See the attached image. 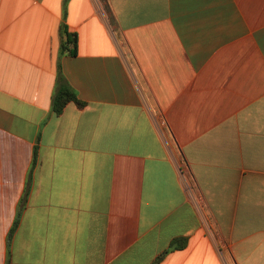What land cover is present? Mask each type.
I'll list each match as a JSON object with an SVG mask.
<instances>
[{
	"label": "crops",
	"instance_id": "crops-1",
	"mask_svg": "<svg viewBox=\"0 0 264 264\" xmlns=\"http://www.w3.org/2000/svg\"><path fill=\"white\" fill-rule=\"evenodd\" d=\"M0 264H264V0H0Z\"/></svg>",
	"mask_w": 264,
	"mask_h": 264
},
{
	"label": "trees",
	"instance_id": "trees-1",
	"mask_svg": "<svg viewBox=\"0 0 264 264\" xmlns=\"http://www.w3.org/2000/svg\"><path fill=\"white\" fill-rule=\"evenodd\" d=\"M65 38L60 45V55H76L78 49V35L71 33L67 27L63 29ZM75 103L78 107L83 108L86 102L82 101L75 89L70 85L64 75L61 65L58 68V82L52 98V111L56 115H61L69 103ZM186 242L183 239H178L173 244V247L184 248Z\"/></svg>",
	"mask_w": 264,
	"mask_h": 264
}]
</instances>
